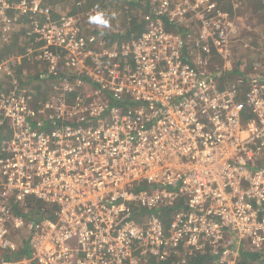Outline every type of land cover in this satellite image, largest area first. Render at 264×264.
<instances>
[{
    "label": "built area",
    "instance_id": "2783aa9c",
    "mask_svg": "<svg viewBox=\"0 0 264 264\" xmlns=\"http://www.w3.org/2000/svg\"><path fill=\"white\" fill-rule=\"evenodd\" d=\"M126 1L141 29L110 41L0 0V45L24 42L0 56V264H264V47L232 2Z\"/></svg>",
    "mask_w": 264,
    "mask_h": 264
},
{
    "label": "rangeland",
    "instance_id": "374dc122",
    "mask_svg": "<svg viewBox=\"0 0 264 264\" xmlns=\"http://www.w3.org/2000/svg\"><path fill=\"white\" fill-rule=\"evenodd\" d=\"M51 2L54 7L60 12L63 13H74L78 14L83 22L89 26L90 28H94L96 31L99 32H114L119 30H126L130 26V21L132 18H135L137 21L140 22V18L137 14V7L135 6L134 2L126 1V0H48ZM79 1V3H76ZM254 0H221V2H225L223 6L227 9L228 2H232L234 4L237 14L240 17L239 23L244 24L245 30L252 31V35H256L257 38L252 40V44L256 47L261 46L264 47V40L261 41V45L259 40L261 39L260 35H264V15H258V13L253 14L250 11V5ZM93 8L96 10L95 17L93 19H89L85 11L88 9ZM18 38V39H17ZM17 39V40H16ZM15 38H11L10 42L6 44L0 45V56L6 55V51L9 52L11 50L12 43L18 44L15 51L22 50L24 46L23 37L16 36ZM249 54L248 52L242 51L241 54ZM249 56V55H248ZM250 57H254V54H250ZM30 61L23 62V68L29 71L28 83H32L33 81V72L35 71L33 65L34 59H28ZM245 62V59L240 55L236 56L235 64L239 65L240 63ZM19 72L18 69H16ZM238 71V69H237ZM17 74V73H16ZM36 91L38 95L43 94V90ZM0 119L2 123L5 122L7 125L10 123L9 118H4L0 115ZM1 126V125H0ZM8 133L6 134V137ZM5 137V138H6ZM152 188H149L151 190ZM49 206V204H47ZM147 216V212L145 211L142 214V220H145ZM243 243L246 244L248 241L246 239H242ZM153 264V263H150Z\"/></svg>",
    "mask_w": 264,
    "mask_h": 264
},
{
    "label": "trees",
    "instance_id": "16d2710c",
    "mask_svg": "<svg viewBox=\"0 0 264 264\" xmlns=\"http://www.w3.org/2000/svg\"><path fill=\"white\" fill-rule=\"evenodd\" d=\"M224 3L225 2H222V5L223 6H226V5H224ZM250 6H251L250 7V11L253 14L258 13V15H264V0H254L251 3ZM227 9L231 10V4L229 2H228V5H227ZM140 29H141V23H139V21H137L135 18H132L131 21H130V26L126 30H124V31H122V30L115 31L114 30V32H101V33H103L105 35V38L107 40H110V41L126 40V39H129L130 38V36H131L132 33L136 32V31H140ZM97 32H99V31H97ZM251 33H252V31H248L247 32L248 36H251L252 39L257 38L256 35H252ZM19 34L20 33H16L13 38L16 39V36L18 37ZM19 37H20V35H19ZM16 43H17V41L15 43H12L11 50L9 52L6 51L5 54L17 52V51H15L16 48H17V46H18V44H16ZM33 78L36 79L37 77L33 75ZM1 136L2 135L0 133V141L2 140V137ZM28 207H29V211H28L27 215H30L31 216V215L37 214L39 212V209L41 207H43V204H42L41 201L33 200V198H30V200H28ZM249 258H252V261H253V259H255L256 256L254 254H252V253H249V252L247 253V252L244 251L243 254H242V261H241V263L242 264L243 263L244 264L248 263L249 262L248 261ZM212 260L213 259L208 254H206V255L197 254V255L193 256L188 261L187 264H213V261ZM154 264H170V263L169 262H155L154 261Z\"/></svg>",
    "mask_w": 264,
    "mask_h": 264
},
{
    "label": "crops",
    "instance_id": "0c3cea01",
    "mask_svg": "<svg viewBox=\"0 0 264 264\" xmlns=\"http://www.w3.org/2000/svg\"><path fill=\"white\" fill-rule=\"evenodd\" d=\"M26 79L28 80V77H26ZM33 79V78H32Z\"/></svg>",
    "mask_w": 264,
    "mask_h": 264
}]
</instances>
